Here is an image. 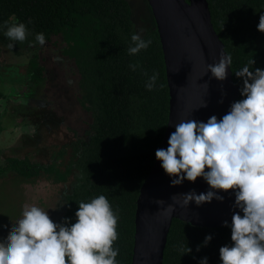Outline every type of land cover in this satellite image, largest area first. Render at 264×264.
<instances>
[{"label": "trees", "instance_id": "1", "mask_svg": "<svg viewBox=\"0 0 264 264\" xmlns=\"http://www.w3.org/2000/svg\"><path fill=\"white\" fill-rule=\"evenodd\" d=\"M207 2L213 27L231 57L232 78L239 89L237 101L242 99L243 80L235 73L251 59L255 63L250 71L264 70V33L257 29L264 0ZM151 19L152 28L140 34L145 40L151 39V45L129 55L130 37L139 33L128 0H0V25L23 22L29 32L20 43L9 40L4 35L6 29L0 30V45L21 55L40 46L35 43L37 33H43L46 42L60 36L62 54L72 59L77 69V101L90 116L83 132H74V139L62 145L50 161L7 157L5 168L26 180L45 176L64 184L57 220L63 223L67 218L69 226L76 222L79 202L105 195L113 210L119 212V238L114 242L119 249L118 264L131 263L136 199L168 119L163 53L152 14ZM9 43H14L12 49ZM130 63L140 67L132 71ZM43 70L37 54L32 55L29 78L40 80ZM153 72L159 73V78L156 87L148 91L145 83ZM208 235L211 241L202 246ZM232 243L231 227L195 225L173 218L162 264H199L204 257L208 264H222L219 249ZM180 246H188L191 253L182 255ZM197 246H201L199 251Z\"/></svg>", "mask_w": 264, "mask_h": 264}, {"label": "clouds", "instance_id": "2", "mask_svg": "<svg viewBox=\"0 0 264 264\" xmlns=\"http://www.w3.org/2000/svg\"><path fill=\"white\" fill-rule=\"evenodd\" d=\"M3 29L4 35L14 42L23 43L29 35L23 22H5L0 25V30ZM257 29L264 33V14L259 17ZM130 39L129 55L146 50L152 43L137 33ZM35 43L43 46L45 35L35 34ZM13 46L14 43L8 44L10 49ZM254 63L251 59L235 73L243 80L242 99L233 102L227 114L221 119L213 115L206 123L182 120L170 134L168 147L155 152L165 173L174 177L172 186L181 185L185 179L195 182L202 177L212 189L200 194L195 190L182 193L183 207L191 201L197 206L213 199L223 202L224 197L217 191L234 192L232 207L239 211H233L231 225L224 221L225 227H231L233 243L220 247L222 264H264V70L250 71ZM230 64L231 57L222 55L218 63L208 65V71L223 81ZM138 67V63L129 64L132 71ZM144 74L147 76V72ZM158 78L159 73L153 72L145 88L152 91ZM206 106L204 102L200 107ZM156 203L163 205L164 201ZM78 205L76 222L69 226L67 218L63 223L53 222L43 208L25 203L21 218L13 223L7 237L0 239V264H118L119 249L114 247L119 238L118 210H113L105 195ZM173 211V204L163 209L165 215ZM211 239V235L206 236L202 246H207ZM200 247L197 246V251ZM178 250L182 255L191 253L188 246H180ZM199 264H208V258L204 257Z\"/></svg>", "mask_w": 264, "mask_h": 264}, {"label": "water", "instance_id": "3", "mask_svg": "<svg viewBox=\"0 0 264 264\" xmlns=\"http://www.w3.org/2000/svg\"><path fill=\"white\" fill-rule=\"evenodd\" d=\"M146 1L160 38L169 90L168 119L158 146V149H166L176 124L188 119L206 123L213 115L221 119L236 101L239 89L233 81L230 66L223 81L208 71L209 64L218 63L222 55H228L213 27L207 0ZM204 102L207 106L200 107ZM161 163L155 156L139 188L130 264H162L173 218L215 227L224 225V221L231 223L233 211H239L232 207L235 194L231 190H213L224 197L223 202L213 199L197 206L191 201L183 207L182 193L195 190L200 194L212 189L202 177L195 182L185 179L181 185L172 186L174 177L165 173ZM156 200H163L164 204L159 205ZM169 204L174 205L175 211L165 215L163 209Z\"/></svg>", "mask_w": 264, "mask_h": 264}, {"label": "rangeland", "instance_id": "4", "mask_svg": "<svg viewBox=\"0 0 264 264\" xmlns=\"http://www.w3.org/2000/svg\"><path fill=\"white\" fill-rule=\"evenodd\" d=\"M139 34L153 26L146 0H128ZM62 38L15 55L0 45V239L21 218L25 203L36 204L54 222L63 205L64 184L45 176L26 180L5 168L7 157L46 163L58 149L81 134L90 116L77 101L78 73L61 52ZM44 66L40 80L29 78V59Z\"/></svg>", "mask_w": 264, "mask_h": 264}, {"label": "flooded vegetation", "instance_id": "5", "mask_svg": "<svg viewBox=\"0 0 264 264\" xmlns=\"http://www.w3.org/2000/svg\"><path fill=\"white\" fill-rule=\"evenodd\" d=\"M60 211H61V208L58 209L57 214H56L55 217H54V222H56V223H58L57 217H58V215L60 214Z\"/></svg>", "mask_w": 264, "mask_h": 264}]
</instances>
